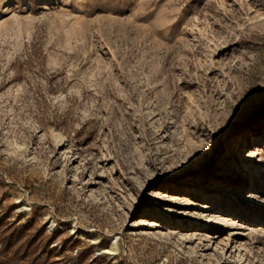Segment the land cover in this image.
Wrapping results in <instances>:
<instances>
[{"label": "rangeland", "instance_id": "rangeland-1", "mask_svg": "<svg viewBox=\"0 0 264 264\" xmlns=\"http://www.w3.org/2000/svg\"><path fill=\"white\" fill-rule=\"evenodd\" d=\"M5 224L49 264H264V0H0Z\"/></svg>", "mask_w": 264, "mask_h": 264}, {"label": "trees", "instance_id": "trees-1", "mask_svg": "<svg viewBox=\"0 0 264 264\" xmlns=\"http://www.w3.org/2000/svg\"><path fill=\"white\" fill-rule=\"evenodd\" d=\"M11 224L0 228V264H49L36 250L37 242L23 240L21 233L6 234L15 230Z\"/></svg>", "mask_w": 264, "mask_h": 264}, {"label": "bare ground", "instance_id": "bare-ground-1", "mask_svg": "<svg viewBox=\"0 0 264 264\" xmlns=\"http://www.w3.org/2000/svg\"><path fill=\"white\" fill-rule=\"evenodd\" d=\"M163 194H164V193H163ZM169 199H170V198H169ZM169 199H168V200H169Z\"/></svg>", "mask_w": 264, "mask_h": 264}]
</instances>
